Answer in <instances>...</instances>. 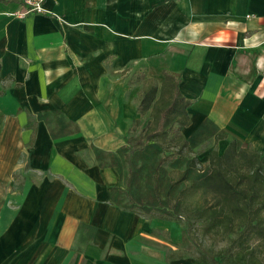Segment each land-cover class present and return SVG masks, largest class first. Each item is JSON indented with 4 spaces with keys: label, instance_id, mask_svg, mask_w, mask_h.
I'll return each instance as SVG.
<instances>
[{
    "label": "crops",
    "instance_id": "obj_1",
    "mask_svg": "<svg viewBox=\"0 0 264 264\" xmlns=\"http://www.w3.org/2000/svg\"><path fill=\"white\" fill-rule=\"evenodd\" d=\"M21 9L0 0V264H202L179 224L114 201L129 128L152 114L138 113L141 96L161 86L126 97L120 73L174 75L191 102L185 138L205 123L264 151V0Z\"/></svg>",
    "mask_w": 264,
    "mask_h": 264
},
{
    "label": "trees",
    "instance_id": "obj_2",
    "mask_svg": "<svg viewBox=\"0 0 264 264\" xmlns=\"http://www.w3.org/2000/svg\"><path fill=\"white\" fill-rule=\"evenodd\" d=\"M166 102L162 110L159 103ZM190 105L180 94L174 75L167 72L160 87L151 85L143 92L138 113L144 115L151 110L155 122L142 129L138 137L126 139V187L113 190L114 201L124 209H139L144 214L156 216L159 212L161 216L175 215L177 220L184 218L187 234V225L198 223L204 234L228 242L222 250L196 258L202 264H264V151L237 149L231 139L221 154L210 152L206 172L194 175L187 186L183 183L191 178L196 157L187 162L176 181L162 185V177L157 174L160 142L175 131L177 122L188 124ZM137 124L135 120L129 131H135ZM210 126L201 124L189 137L182 138L180 147L191 148L202 133L210 132ZM223 138L215 136L216 140ZM146 175L151 183L145 181ZM185 196L191 201L183 199Z\"/></svg>",
    "mask_w": 264,
    "mask_h": 264
},
{
    "label": "rangeland",
    "instance_id": "obj_3",
    "mask_svg": "<svg viewBox=\"0 0 264 264\" xmlns=\"http://www.w3.org/2000/svg\"><path fill=\"white\" fill-rule=\"evenodd\" d=\"M123 70L120 73V78L122 79L124 85V96L131 97L136 99L137 94L142 93V89L144 84L148 82H155L159 85L162 81V76H159L155 73H150V70L146 68H137L135 70ZM149 113L144 116H141L138 120L137 128L135 131L131 132L128 136H136L139 131L142 129L148 128L153 125L154 117ZM181 120V118L179 119ZM176 129L173 133L169 134L164 140H161V152L158 154V157L161 158L160 169L157 174H160L162 177V185L167 182L176 181L179 178L180 173L185 169L187 162L190 161L193 157L197 158L196 164L193 167V172L191 174V178H188L183 184L186 186L189 184V181L192 177H195L196 174L205 173L209 167L208 157L212 150H216L218 154H221L232 136L225 133L222 129L216 130L218 134H225L227 138L216 140L215 135L216 132H204L202 133V137L198 138L196 144L190 147H180V141L182 138H185L182 134V130L184 126H181L180 122L176 123ZM211 129V128H210ZM211 131V130H210ZM235 140V139H234ZM236 148L243 149L246 147L254 148L250 141L240 139L235 140ZM25 162L27 161V157L23 156ZM180 161L178 164H174V161ZM25 164V163H24ZM15 178H19L16 181V185L14 186V190H19V184L21 183L22 172H16ZM156 178V175L155 177ZM145 181L151 183V180H147V175L145 177ZM163 185V186H164ZM163 191V190H162ZM198 197L197 194H195ZM183 199L186 201H191L189 196H185ZM156 216L164 217L165 219L171 220L172 222L179 224L181 226V231L183 234L182 238V246L183 253L193 258H201L203 254H207L208 252L214 254L228 245L226 240H222L219 237H215L210 234H204L199 226V224L187 225L189 228V234L186 233V221L184 218H180L179 220L175 219L176 216H172L171 214H167L166 216H161L159 212H155ZM191 237V238H190ZM264 258V257H263Z\"/></svg>",
    "mask_w": 264,
    "mask_h": 264
},
{
    "label": "built area",
    "instance_id": "obj_4",
    "mask_svg": "<svg viewBox=\"0 0 264 264\" xmlns=\"http://www.w3.org/2000/svg\"><path fill=\"white\" fill-rule=\"evenodd\" d=\"M47 0H21L23 9L19 10L16 14L24 17L29 13L45 14V3Z\"/></svg>",
    "mask_w": 264,
    "mask_h": 264
}]
</instances>
